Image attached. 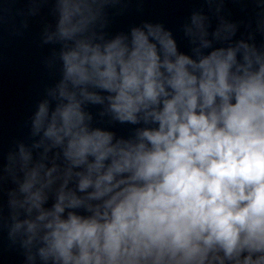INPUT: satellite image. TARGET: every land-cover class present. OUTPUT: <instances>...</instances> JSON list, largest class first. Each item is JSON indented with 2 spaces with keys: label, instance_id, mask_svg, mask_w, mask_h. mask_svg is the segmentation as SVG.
Returning a JSON list of instances; mask_svg holds the SVG:
<instances>
[{
  "label": "clouds",
  "instance_id": "clouds-1",
  "mask_svg": "<svg viewBox=\"0 0 264 264\" xmlns=\"http://www.w3.org/2000/svg\"><path fill=\"white\" fill-rule=\"evenodd\" d=\"M121 3L17 12L27 28L50 5L56 78L0 152V232L23 264H264V0L235 40L224 0H204L217 23L191 12L190 53L161 23L109 35Z\"/></svg>",
  "mask_w": 264,
  "mask_h": 264
},
{
  "label": "water",
  "instance_id": "water-1",
  "mask_svg": "<svg viewBox=\"0 0 264 264\" xmlns=\"http://www.w3.org/2000/svg\"><path fill=\"white\" fill-rule=\"evenodd\" d=\"M27 0H0V152L6 151L14 138L27 133L23 122L35 99L45 86L56 78L55 69H48L44 61L51 56L54 45H44L40 36L45 24L53 23L50 5L42 4L38 14L27 18V28L21 27V16L17 12L26 6ZM192 11H202L209 16L212 27L217 20L204 0H122L115 8L109 9L110 23L106 32L114 35L126 31L130 26L142 22L161 23L172 32L178 50L190 53L182 25ZM255 6L252 0H224L220 15L225 20L237 23L233 39L247 37L255 28ZM245 25H250L246 29ZM255 41L261 37L255 34ZM97 126L106 127V119L96 115L97 108H89ZM127 125H113L110 130L126 135ZM11 187V185H9ZM0 264H23L18 248L9 245L6 234L0 232Z\"/></svg>",
  "mask_w": 264,
  "mask_h": 264
}]
</instances>
